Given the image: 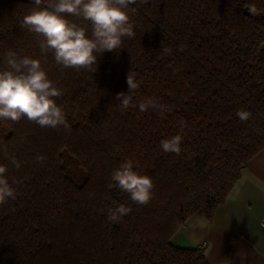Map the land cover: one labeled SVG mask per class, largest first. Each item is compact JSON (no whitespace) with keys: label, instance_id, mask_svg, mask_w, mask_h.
Segmentation results:
<instances>
[{"label":"trees","instance_id":"trees-1","mask_svg":"<svg viewBox=\"0 0 264 264\" xmlns=\"http://www.w3.org/2000/svg\"><path fill=\"white\" fill-rule=\"evenodd\" d=\"M130 7L135 37L100 55L91 72L41 52L43 37L21 27L32 0H0V71L9 50L39 59L71 126L0 119V165L15 189V199L0 205V264H209L202 248L171 238L198 212L210 220L264 150V0ZM67 19L91 37L90 22ZM129 72L137 106L122 110L116 95L128 93ZM147 99L163 115L141 112ZM238 111L250 118L241 121ZM175 135L182 136L178 156L160 143ZM125 160L153 181L147 205L111 179ZM119 205L131 212L113 223L108 211Z\"/></svg>","mask_w":264,"mask_h":264},{"label":"clouds","instance_id":"clouds-1","mask_svg":"<svg viewBox=\"0 0 264 264\" xmlns=\"http://www.w3.org/2000/svg\"><path fill=\"white\" fill-rule=\"evenodd\" d=\"M148 0H32L33 10L24 16L21 27L27 28L43 39L40 41L42 53L51 51L55 62L63 68L96 71L97 60L104 52H115L121 48L123 38H134V25L130 22L129 11H135L132 5L146 4ZM249 11L255 13V8ZM81 17L91 24V37L86 28L67 19V16ZM181 51L183 48L181 47ZM98 54V55H97ZM7 68L0 71V119L19 122L26 118L41 128L57 129L63 126L70 129L62 107L56 98L62 95L54 86L41 66L39 59L19 56L9 50L5 54ZM126 83L128 93L116 95L122 110L135 108L130 92L138 88L132 73H128ZM141 112L157 110L163 115L161 106L152 99L142 100L138 104ZM241 121H247L250 113L238 111ZM181 127L184 121H180ZM182 136L175 135L162 140L161 148L166 153L180 155ZM43 161V156H37ZM17 168L20 163L11 157ZM7 167L0 165V205L9 198L15 199V189L10 186L6 176ZM115 186L129 194L131 201L147 205L152 197L153 181L134 170L132 160L123 161L111 176ZM131 212L130 207L119 205L109 209L107 219L113 223ZM244 257H241L243 262Z\"/></svg>","mask_w":264,"mask_h":264},{"label":"crops","instance_id":"crops-1","mask_svg":"<svg viewBox=\"0 0 264 264\" xmlns=\"http://www.w3.org/2000/svg\"><path fill=\"white\" fill-rule=\"evenodd\" d=\"M263 219L264 150L248 162L210 220L196 213L171 242L182 248L205 243L202 250L209 264H264Z\"/></svg>","mask_w":264,"mask_h":264},{"label":"built area","instance_id":"built-area-1","mask_svg":"<svg viewBox=\"0 0 264 264\" xmlns=\"http://www.w3.org/2000/svg\"><path fill=\"white\" fill-rule=\"evenodd\" d=\"M262 224L264 225V219L262 220ZM204 245H205V243H202V244H200L198 247H199V248H203Z\"/></svg>","mask_w":264,"mask_h":264},{"label":"rangeland","instance_id":"rangeland-1","mask_svg":"<svg viewBox=\"0 0 264 264\" xmlns=\"http://www.w3.org/2000/svg\"><path fill=\"white\" fill-rule=\"evenodd\" d=\"M45 2H47V0H45Z\"/></svg>","mask_w":264,"mask_h":264}]
</instances>
